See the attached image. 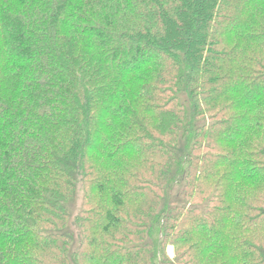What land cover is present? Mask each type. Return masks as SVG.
Listing matches in <instances>:
<instances>
[{"label":"trees","instance_id":"1","mask_svg":"<svg viewBox=\"0 0 264 264\" xmlns=\"http://www.w3.org/2000/svg\"><path fill=\"white\" fill-rule=\"evenodd\" d=\"M0 264H264V0H0Z\"/></svg>","mask_w":264,"mask_h":264},{"label":"rangeland","instance_id":"2","mask_svg":"<svg viewBox=\"0 0 264 264\" xmlns=\"http://www.w3.org/2000/svg\"><path fill=\"white\" fill-rule=\"evenodd\" d=\"M81 194H82V189L80 188V186L77 188V194L74 196V207H76L78 209L79 205H80V201H81ZM73 235V237H75V240L77 239L76 238V234H75V231L74 229H72V231H70ZM168 252H169V256L172 257L173 256V251L170 248H168Z\"/></svg>","mask_w":264,"mask_h":264}]
</instances>
